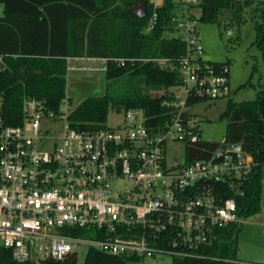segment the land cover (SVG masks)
Returning a JSON list of instances; mask_svg holds the SVG:
<instances>
[{"label":"built area","instance_id":"built-area-1","mask_svg":"<svg viewBox=\"0 0 264 264\" xmlns=\"http://www.w3.org/2000/svg\"><path fill=\"white\" fill-rule=\"evenodd\" d=\"M148 1L154 11L147 31L158 6ZM177 2L176 31L186 52L175 67L182 84L163 103L173 110L162 129H149L144 110L131 108L114 128L77 131L68 123L67 97L54 112L45 100L24 96L11 123L0 91V247L13 262L62 261L80 244L143 264L156 256L205 259L222 229L243 222L224 186L240 193L255 163L225 136L204 140L200 120L186 115L188 98L228 99L231 89L227 76L205 60L197 20L187 12L199 0ZM4 70L0 54V85ZM168 141L215 147L201 148L202 159L168 163Z\"/></svg>","mask_w":264,"mask_h":264},{"label":"trees","instance_id":"trees-1","mask_svg":"<svg viewBox=\"0 0 264 264\" xmlns=\"http://www.w3.org/2000/svg\"><path fill=\"white\" fill-rule=\"evenodd\" d=\"M137 1L146 3V15L132 13ZM0 54L5 56L0 91L5 118L17 122L24 96L45 100L48 110L57 111L66 97L67 59L104 61L105 93L81 101L68 115L69 126L77 131L107 129L110 111L122 113L131 108L145 112L149 129H162L169 121L174 90L182 81L176 71L178 60L186 52L185 42L176 33L181 5L177 0H161L155 8L156 21L149 31L154 11L148 0H0ZM254 7L255 39L252 46L264 63V0H199L198 21L219 28H239L245 22L248 7ZM195 18L193 14L190 16ZM197 20V19H196ZM226 21V22H224ZM226 76V64L211 63ZM241 87H252L251 76ZM230 99V98H229ZM205 101L188 98L187 107ZM189 115V114H186ZM222 116L227 117L226 140L240 144L253 157L255 166L234 194L224 186V198H234L238 215L247 219L260 211L264 166V84L253 101L230 100ZM215 144L201 142L185 146L188 163L206 156ZM241 225L233 224L219 232L218 241L205 250L207 258L173 257L171 264H252L236 259V239ZM0 264H18L9 251L0 247ZM23 264H34L32 262ZM41 264H143L141 259L113 256L88 249L82 262L71 254L62 261Z\"/></svg>","mask_w":264,"mask_h":264},{"label":"rangeland","instance_id":"rangeland-1","mask_svg":"<svg viewBox=\"0 0 264 264\" xmlns=\"http://www.w3.org/2000/svg\"><path fill=\"white\" fill-rule=\"evenodd\" d=\"M259 1V0H253ZM157 5L161 0H156ZM253 5L245 13V22L239 28H219L215 24L198 21L200 10L188 9L187 12L197 19L196 29L205 51V59L211 63L226 64L231 96L228 99L205 100L195 103L186 109L190 115L196 116L202 138L206 141L218 142L226 135L228 118L222 116L227 109L228 101L233 103L253 101L256 92L264 84V63L260 52L252 46L255 39V19ZM2 6L0 5V16ZM226 22V21H224ZM176 37V33L167 35ZM100 63L72 62L66 76L65 95L69 98L70 109H74L81 101L89 97H101L105 93V73ZM256 71L251 76L252 87H241L249 78L252 67ZM123 122L122 113L110 111L106 117V126L114 128ZM164 155L168 163L173 160L182 162L185 156V145L178 141H168L164 146ZM264 175V166H263ZM123 186L122 182H117ZM236 239V259L244 263L264 264V177L262 181L260 211L256 215L244 219L240 224ZM89 247L80 244L75 248L79 262H82ZM144 264H171L168 256H156L153 261Z\"/></svg>","mask_w":264,"mask_h":264},{"label":"water","instance_id":"water-1","mask_svg":"<svg viewBox=\"0 0 264 264\" xmlns=\"http://www.w3.org/2000/svg\"><path fill=\"white\" fill-rule=\"evenodd\" d=\"M132 13L137 16L138 18H144L146 15V3L144 1H137L132 6ZM225 146L222 145L221 148H224ZM236 150L240 149V144L235 145Z\"/></svg>","mask_w":264,"mask_h":264},{"label":"crops","instance_id":"crops-1","mask_svg":"<svg viewBox=\"0 0 264 264\" xmlns=\"http://www.w3.org/2000/svg\"><path fill=\"white\" fill-rule=\"evenodd\" d=\"M205 60H207V59H205ZM66 61H67V65H68L67 72L69 71V69H71L72 66L70 67V65H71L72 62H80V61H82L83 63H89L91 65H92V63L96 62V63H100L101 64L100 68H101V66H103V62L101 60H98V59H84V58H80V59H67ZM66 76H67V74H66Z\"/></svg>","mask_w":264,"mask_h":264}]
</instances>
